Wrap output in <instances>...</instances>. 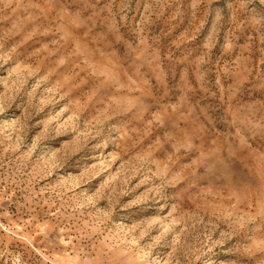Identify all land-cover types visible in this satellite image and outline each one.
Returning <instances> with one entry per match:
<instances>
[{"label":"rangeland","instance_id":"1","mask_svg":"<svg viewBox=\"0 0 264 264\" xmlns=\"http://www.w3.org/2000/svg\"><path fill=\"white\" fill-rule=\"evenodd\" d=\"M0 264H264V0H0Z\"/></svg>","mask_w":264,"mask_h":264}]
</instances>
